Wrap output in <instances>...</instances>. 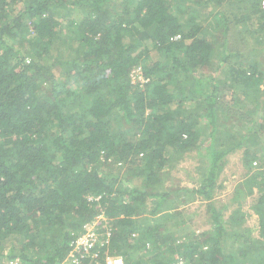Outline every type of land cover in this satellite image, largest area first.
<instances>
[{"label": "trees", "instance_id": "1", "mask_svg": "<svg viewBox=\"0 0 264 264\" xmlns=\"http://www.w3.org/2000/svg\"><path fill=\"white\" fill-rule=\"evenodd\" d=\"M253 52L264 59V0H0V264H71L90 224L96 242L75 264H264V191L253 242L211 201L237 148L264 187ZM214 60L221 76L200 75ZM204 143L200 181L182 191L209 201L211 227L180 243L155 218L167 190L101 168L124 165L151 188Z\"/></svg>", "mask_w": 264, "mask_h": 264}, {"label": "rangeland", "instance_id": "2", "mask_svg": "<svg viewBox=\"0 0 264 264\" xmlns=\"http://www.w3.org/2000/svg\"><path fill=\"white\" fill-rule=\"evenodd\" d=\"M204 10H207L205 8ZM220 28V27H219ZM218 28V29H219ZM220 35V32L217 33ZM220 40V39H219ZM257 48V47H256ZM260 46L256 49L260 50ZM262 51V50H261ZM250 57L261 62L264 67V59L261 54L253 52ZM217 60H214L209 66H205L200 71V75H219L221 73L216 69ZM130 77L133 82H140L141 75L138 68H135L131 73ZM264 84L260 86L263 89ZM234 128L238 129L236 125ZM259 137L261 144L264 145V133ZM225 136L218 134L215 139V145H221L224 143ZM230 141V140H229ZM233 144V141L225 142L223 147H229ZM207 143H204L197 147L195 150L186 154L182 161L178 162L173 166L166 178L159 184L153 185L151 188H147L143 184L142 180L136 178L128 172V169L124 165H115L113 163H105L101 165L107 171L118 174V177H123L127 180L128 185H134L140 189H148L149 191H162L167 190L169 193L167 199L164 200V207L162 210L157 212L155 218H161L160 223L164 224L163 229L171 231L177 235L176 241L180 243L193 236L194 233L198 234L203 231L210 229L209 216L207 211L208 200L202 197H195L189 195H183V189L194 188L200 181V171L202 166L205 164L204 154L206 153ZM244 147L237 148L230 152L224 159L223 166L216 180V188L212 193L211 201L217 206L222 213V223L230 231L236 233L246 232L243 228L248 231L246 236L249 237L250 242L255 239H259V218L254 209V202L256 197L262 194L264 187L256 177H250L251 174H255V170L249 167L246 163L244 156ZM264 154V152H260ZM246 161V162H245ZM254 165H258L255 164ZM264 169V167H263ZM258 177V176H257ZM260 179V178H259ZM258 180V181H257ZM254 181H257L253 184ZM247 182V183H246ZM155 199L148 197L142 209L144 212L137 217L149 216L148 212L154 207ZM167 207V208H166ZM146 211V212H145ZM237 212V213H235ZM170 214V215H169ZM241 216L242 223L235 224L233 229L231 224L234 219ZM232 234H228L226 240L228 241L227 246L230 247L231 243H240V237L232 238ZM182 250V249H181ZM176 264H190L186 261H178Z\"/></svg>", "mask_w": 264, "mask_h": 264}, {"label": "built area", "instance_id": "3", "mask_svg": "<svg viewBox=\"0 0 264 264\" xmlns=\"http://www.w3.org/2000/svg\"><path fill=\"white\" fill-rule=\"evenodd\" d=\"M98 220H104V217L99 216L98 218H96V221H94V223ZM86 230L87 231L77 239L74 247L68 254L67 260L70 261L71 264H75L78 262V257L76 256V254L80 251L81 248H84V250H86L87 248L89 249L96 242L95 233L93 231V224L88 225ZM107 264H124V259L121 255H109L107 257Z\"/></svg>", "mask_w": 264, "mask_h": 264}]
</instances>
